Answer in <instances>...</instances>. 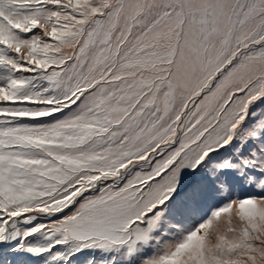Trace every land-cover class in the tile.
<instances>
[{
    "label": "snow or ice",
    "instance_id": "snow-or-ice-1",
    "mask_svg": "<svg viewBox=\"0 0 264 264\" xmlns=\"http://www.w3.org/2000/svg\"><path fill=\"white\" fill-rule=\"evenodd\" d=\"M264 264V0H0V264Z\"/></svg>",
    "mask_w": 264,
    "mask_h": 264
},
{
    "label": "rangeland",
    "instance_id": "rangeland-1",
    "mask_svg": "<svg viewBox=\"0 0 264 264\" xmlns=\"http://www.w3.org/2000/svg\"><path fill=\"white\" fill-rule=\"evenodd\" d=\"M89 255L92 254L88 252L80 254L78 257H76L77 264H84V261L88 258Z\"/></svg>",
    "mask_w": 264,
    "mask_h": 264
}]
</instances>
